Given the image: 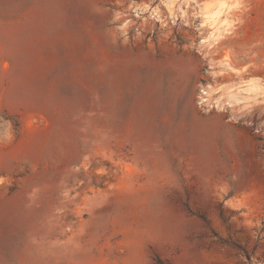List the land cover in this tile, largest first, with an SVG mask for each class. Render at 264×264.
Returning <instances> with one entry per match:
<instances>
[{"label": "rangeland", "instance_id": "374dc122", "mask_svg": "<svg viewBox=\"0 0 264 264\" xmlns=\"http://www.w3.org/2000/svg\"><path fill=\"white\" fill-rule=\"evenodd\" d=\"M0 264H264V0H0Z\"/></svg>", "mask_w": 264, "mask_h": 264}, {"label": "bare ground", "instance_id": "6f19581e", "mask_svg": "<svg viewBox=\"0 0 264 264\" xmlns=\"http://www.w3.org/2000/svg\"><path fill=\"white\" fill-rule=\"evenodd\" d=\"M220 8L219 9L217 8V10L212 11V12L207 11V13L203 14L204 15L203 22L208 24V26H211V27L219 25V24H217V22H219L218 18L221 16V13L223 12ZM205 41L206 40H202V43H204ZM245 87L246 88L243 91L252 92L257 88V85L254 83H252V84L249 83ZM241 92H242V89H240L238 91H229L227 93L225 100L222 103H219L217 101L213 104L211 101V98H210L211 92L208 91L207 89H204V90H202V93H201L200 104L207 103L209 106H213V107L217 106L218 108L225 110L227 105H230L233 102H237L241 99V95H242Z\"/></svg>", "mask_w": 264, "mask_h": 264}]
</instances>
